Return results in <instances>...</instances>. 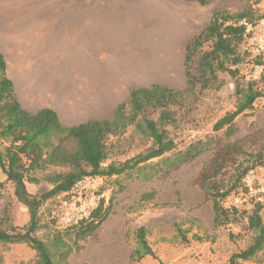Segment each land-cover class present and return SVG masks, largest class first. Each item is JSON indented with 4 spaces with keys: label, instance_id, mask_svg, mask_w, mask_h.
I'll return each mask as SVG.
<instances>
[{
    "label": "rangeland",
    "instance_id": "obj_1",
    "mask_svg": "<svg viewBox=\"0 0 264 264\" xmlns=\"http://www.w3.org/2000/svg\"><path fill=\"white\" fill-rule=\"evenodd\" d=\"M252 1L209 0L202 5L196 0H92L108 9L110 26L103 29L106 34L102 39L78 34L75 43L61 38L54 45L51 39L42 37L40 29L29 30L32 42L23 44V68L33 74L35 69L40 73L42 68L45 71L54 64L55 71L64 72L59 75L64 82L67 80L64 95L46 89L43 98V103L53 106L63 122L109 118L119 103L127 102L133 88L157 83L184 92L182 104L173 107L176 122L168 126L176 149L198 141L208 143L207 151L162 176L147 181L101 177L100 182L83 183L40 205L38 214L44 226L36 232L39 236L50 229L68 228L58 219L64 200L86 209L91 200L94 207L102 202L103 210L106 209L105 220L73 247L67 258L69 264H221L246 246L249 233L245 218L217 228L212 226L211 203L198 184V175L216 150L234 144V160L218 179L228 184L235 171L250 166L259 168L249 186L243 178V184L228 195L239 196L242 202L236 208L247 212L256 203L264 204V200H256L258 195L264 199V165L256 161L261 154L264 162V96L235 117L233 131L214 130L215 122L233 109L234 79L219 73L224 83L218 90L196 86L186 91L184 53L187 42L202 30L212 12H235ZM84 2L90 0H76ZM253 7L264 15V0ZM241 49L246 50L245 42ZM247 55L239 65V75L245 80H258L263 66L256 67L249 60L252 56ZM18 66L20 69V63ZM156 115L150 113L151 117ZM110 141L111 153L105 163L128 159L149 145L132 129ZM0 183V228L23 227L29 221L28 209L18 200L15 184L6 180L1 169ZM24 185L32 195H40L51 187L44 181H25ZM144 194L150 196L144 198ZM226 198L224 203L228 205ZM176 224L184 229L188 242L176 236ZM140 226L147 228L146 240L154 257L134 262L130 254L135 246L134 231ZM0 251V264L27 263L35 255L24 243L0 247ZM240 264H264V249Z\"/></svg>",
    "mask_w": 264,
    "mask_h": 264
},
{
    "label": "trees",
    "instance_id": "obj_2",
    "mask_svg": "<svg viewBox=\"0 0 264 264\" xmlns=\"http://www.w3.org/2000/svg\"><path fill=\"white\" fill-rule=\"evenodd\" d=\"M196 1L203 5L209 0ZM260 1L244 3L235 12L226 9L212 12L207 24L185 46L186 91L196 86L201 90H218L224 83L219 73H227L234 79L233 109L215 122L214 130L226 128L228 133L233 131L235 117L251 109L255 101L264 96V57L249 59L252 64L263 66L258 80H245L239 75V65L249 54L247 49H241L247 25H253L264 17L253 7ZM242 20L245 23H240ZM183 96L184 92L157 83L136 87L130 91L127 102L119 103L109 118L66 126L49 107L35 113L21 107L6 73L4 55L0 52V169L6 180L15 184V195L29 212V221L23 227L0 228V247L24 243L34 250V259L22 264H69L67 258L73 247H77L80 240L91 235L105 220L106 209L103 210L100 202L77 225L35 235L44 226L38 210L47 199L71 190L78 180L89 176L147 181L207 151L208 143L202 141L176 149L175 141L169 136L168 126L176 122L173 107L182 104ZM153 112L157 113L156 117L150 116ZM129 129L149 145L128 159L105 163L111 153L110 138L120 136ZM236 149L234 144H227L216 150L198 175V184L211 203L212 226L217 228L245 218V228L249 233L246 246L221 264H240L264 249V204L256 203L247 212L224 203L226 196L243 184L247 170L255 167L235 171L229 176L225 188L226 184L218 176L234 160ZM261 158L259 154L256 161L264 165ZM25 181H44L51 187L40 195H32L25 190ZM121 189L119 187L118 190ZM148 196L142 195L144 198ZM175 231L180 240L188 242L184 229L178 224ZM146 236L145 226L135 229L131 261L154 257ZM195 238L201 239L199 236Z\"/></svg>",
    "mask_w": 264,
    "mask_h": 264
},
{
    "label": "crops",
    "instance_id": "obj_3",
    "mask_svg": "<svg viewBox=\"0 0 264 264\" xmlns=\"http://www.w3.org/2000/svg\"><path fill=\"white\" fill-rule=\"evenodd\" d=\"M108 17L107 6L94 4L92 0L84 3H76V0H0V52L4 55L6 73L13 83L16 98L24 110L35 113L49 107L57 113L53 106L43 103L45 90L64 95L67 85V80L63 86L57 85L60 81L56 78L57 82L50 80L54 64L45 71L42 68L40 73L35 69L33 74L23 68L26 59L23 44L32 42L29 30L40 29L42 37L51 39L54 45L61 38H70L64 41L75 43L78 34L102 39L106 34L103 29L110 26ZM46 75L50 77L47 80ZM87 120L68 124L60 119L66 126Z\"/></svg>",
    "mask_w": 264,
    "mask_h": 264
},
{
    "label": "built area",
    "instance_id": "obj_4",
    "mask_svg": "<svg viewBox=\"0 0 264 264\" xmlns=\"http://www.w3.org/2000/svg\"><path fill=\"white\" fill-rule=\"evenodd\" d=\"M240 23H245V21L242 20ZM245 44L247 51L252 57H258V56L264 57V20H259L253 25H247ZM256 67L258 66L256 65ZM258 169L256 167H251L245 173L244 181L247 183V186H249V182H251L255 177V175L257 174ZM94 180L100 182L101 176L84 177L78 180L71 189L73 188L77 189L83 183H87ZM256 200L258 202H263L264 199L262 195H258L256 197ZM226 201L229 206H234V207L238 206L242 202L239 196L234 194L228 195ZM89 204L90 207H87L86 209L82 207L77 208L75 202L67 204L66 200L62 201L61 202L62 210L58 217L60 224L66 227L77 225L81 220L87 218L90 212L95 208L92 203V200L91 203Z\"/></svg>",
    "mask_w": 264,
    "mask_h": 264
},
{
    "label": "bare ground",
    "instance_id": "obj_5",
    "mask_svg": "<svg viewBox=\"0 0 264 264\" xmlns=\"http://www.w3.org/2000/svg\"><path fill=\"white\" fill-rule=\"evenodd\" d=\"M143 5V4H142ZM53 65V64H52ZM51 65V66H52ZM56 67V65H54V68ZM57 68V67H56ZM130 69V68H129ZM53 70V69H52ZM49 72H50V70H49ZM131 72V71H130ZM62 73H64V72H62ZM62 73H60V72H57V71H53L52 73L50 72V74H51V78L50 77H48L47 75L45 76V78H46V80L47 79H49L50 78V80L52 81L54 78H56V80H58V81H60V83H56L58 86H63V85H65V82L63 81V78L60 76L59 77V75L60 74H62ZM63 75V74H62ZM54 76V77H53ZM136 77V76H135ZM55 79H54V81L55 82H57ZM46 82V81H45ZM53 83V82H52ZM50 85V84H49ZM63 87H61V89H62ZM58 89V88H57ZM59 90V89H58ZM61 92V91H60ZM62 93V92H61ZM64 94V93H63Z\"/></svg>",
    "mask_w": 264,
    "mask_h": 264
}]
</instances>
